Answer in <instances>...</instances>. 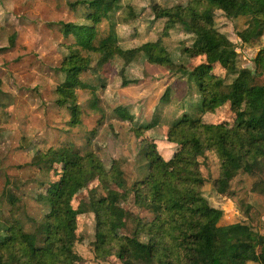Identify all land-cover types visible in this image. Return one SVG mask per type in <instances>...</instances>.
I'll use <instances>...</instances> for the list:
<instances>
[{
    "label": "trees",
    "instance_id": "obj_1",
    "mask_svg": "<svg viewBox=\"0 0 264 264\" xmlns=\"http://www.w3.org/2000/svg\"><path fill=\"white\" fill-rule=\"evenodd\" d=\"M95 7V0L85 1ZM121 0H111L103 13L96 9L84 16L87 22L67 23L61 27L68 51L57 68L55 102L70 113L71 126L82 122V106L78 90L93 94L91 106L97 104L96 87L82 79L95 62L106 56L122 61L124 66L143 58L150 65L160 62L171 66V54L163 42L173 29L182 27L194 35L191 45L182 53L203 57L205 61L191 70L200 94L201 105L196 114L186 113L167 123L166 140L176 150L166 161L157 141L143 138L139 153L141 176L127 183L122 161L105 162L90 143L77 146L66 138L37 150L33 165L41 178L35 179L42 188L40 201L47 211L35 232H25L14 213L19 197L11 189L6 214L0 210V264H76L82 256L75 250L80 243L77 233L79 211L72 201L97 177L108 184L123 185L133 195L138 209L134 229L118 234L112 225L115 219L113 202L108 196H90L89 204L95 219L93 248L97 260L114 257L120 264H264V220L254 215L255 206L243 200L247 219L222 225L223 209L210 204L204 196L207 178L202 165L207 153L218 158V176L212 181L219 194L233 195L232 182L244 174L249 191L264 195V47L254 59V70L239 67L235 43L221 32L216 13L226 17L246 18L245 27L237 32L243 44H251L264 35V0H187L171 6L154 3V18L162 19V37L137 47L123 48L114 25L100 34L99 25L109 20ZM128 14L134 16L129 8ZM220 66L223 73L217 71ZM124 86L128 81L124 79ZM216 111L232 115L212 122L206 114ZM120 118L134 120L124 109ZM153 118L139 128L152 130L160 122ZM60 164L61 170L54 168ZM55 171L57 178L51 176ZM127 184V186H126ZM149 216H144L143 213ZM258 221V222H257ZM260 224V226H259ZM38 236L43 238L39 243Z\"/></svg>",
    "mask_w": 264,
    "mask_h": 264
},
{
    "label": "rangeland",
    "instance_id": "obj_2",
    "mask_svg": "<svg viewBox=\"0 0 264 264\" xmlns=\"http://www.w3.org/2000/svg\"><path fill=\"white\" fill-rule=\"evenodd\" d=\"M85 1L0 0V210L10 213L7 193L11 189L19 197L14 213L25 232L37 231L47 211V206L39 198L42 188L35 181L42 177L41 172L32 164L37 150L56 145L66 138L77 146H85L92 138V147L106 163L115 159L122 161L127 183L131 184L141 176L138 152L143 138L155 139L165 160H171L176 147L166 140L168 121L184 112L196 114L201 105L195 77L187 76L184 70H191L205 60L182 53L184 46L191 45L195 37L179 26L163 37L173 62L169 67L160 62L150 65L140 58L125 65L121 72L123 63L120 59L104 56L95 62L82 79L96 87L98 102L91 106L92 92L78 90L82 122L71 126L68 123L70 113L55 102L54 90L62 77L57 68L68 53L63 45L71 41L65 39L61 27L70 22H87L84 15L88 11L96 9L103 13L111 5V0H95V7ZM186 1L121 0L110 19L100 23L98 31L104 35L110 25H114L123 48L155 41L162 37L164 21L154 18L153 4L171 6ZM129 8L134 16L127 13ZM215 18L218 29L236 45L239 67L254 70L253 58L264 47V35L251 44H243L237 32L245 27L246 18L230 19L222 11H218ZM217 71L223 73L220 66ZM124 79L128 81L127 86L123 85ZM263 80L258 78L259 82ZM124 109L133 114V121L118 116ZM260 112L263 119L264 109ZM230 114L216 111L206 117L212 122L223 119L232 122ZM153 118L160 120L156 128H139ZM207 156L202 165L207 178L203 192L211 205L223 209L222 223L248 218L241 207L243 200L255 206L257 211L253 214L264 220V195L249 191L244 174L231 181L233 195L219 194L214 190L212 181L219 173L218 158L212 152ZM53 167L61 170L60 164ZM55 173L53 170L51 176L57 178ZM92 195L111 198L115 214L112 228L118 234L132 232L138 213L127 187L108 184L94 177L72 201L79 211L77 233L80 243L75 244V250L82 256L76 264H120L114 257L107 261L95 258L92 245L95 219L89 204ZM143 215L149 216L146 212ZM262 229L264 231V227ZM38 241L42 244L43 238L38 236Z\"/></svg>",
    "mask_w": 264,
    "mask_h": 264
},
{
    "label": "crops",
    "instance_id": "obj_3",
    "mask_svg": "<svg viewBox=\"0 0 264 264\" xmlns=\"http://www.w3.org/2000/svg\"><path fill=\"white\" fill-rule=\"evenodd\" d=\"M234 223V222H233ZM220 224L222 225H226V224H229V223H222V221L220 220ZM231 224V223H230Z\"/></svg>",
    "mask_w": 264,
    "mask_h": 264
}]
</instances>
